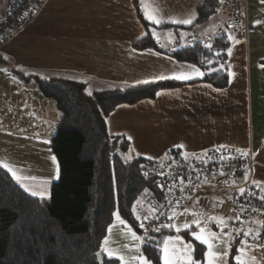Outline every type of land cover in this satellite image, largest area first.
Here are the masks:
<instances>
[{"label": "crops", "instance_id": "1", "mask_svg": "<svg viewBox=\"0 0 264 264\" xmlns=\"http://www.w3.org/2000/svg\"><path fill=\"white\" fill-rule=\"evenodd\" d=\"M15 1L0 0V16ZM204 1L137 0L144 20L150 25L146 29L137 17L132 0H43L34 17L0 46V77H8L12 84L16 81L11 86L18 89L24 104L28 105L26 98L30 95L35 97L39 106H43V102L48 99L41 96L34 80L26 83L14 71H19L24 78L63 77L83 81L88 93L107 91L117 86L146 84L137 82L151 80L160 74H170L177 67L172 63L175 60L166 52L186 48V44L191 46L209 38L213 42L216 36L223 37L224 17L216 10L205 22L196 23V9ZM146 14L163 21L196 19L191 25H157L146 19ZM246 20L248 32L245 39L239 43H229V47H232L230 57L225 51L223 64L234 73L231 82L228 77L225 89L219 90L199 83L202 78L188 81L156 80L186 85L159 91L162 94H156L151 100L116 107L106 119L108 134L124 138L135 156L142 159L150 157V160L160 162H166L172 153L190 158L221 145L246 150L247 156L255 163L251 181L264 180V5L260 0H247ZM254 21L261 23L254 26ZM148 33L157 46V51L152 52L160 53V56L149 54V49L138 51L133 48V44L144 39ZM181 33L184 35L181 36ZM192 39L197 42L191 43ZM33 88H36V96L31 95L34 93ZM8 95L4 101L6 104L10 101L11 92ZM11 106L19 108L14 102ZM1 113L2 109L0 126L11 125L8 117ZM8 133L15 134L9 130ZM174 145L184 147L178 149ZM209 187V183L199 185V194L205 193ZM145 196L147 194L138 198L137 204ZM229 196L224 192L219 198ZM194 202L187 207H195ZM192 219L190 214L178 215L174 222L181 225ZM111 225L113 228L110 233L107 230L108 243L104 246L113 251L112 260L121 264L115 257L129 255L124 245L136 244L141 248L142 243L132 240L127 231L129 225L121 226L115 218ZM251 226L255 227V224ZM212 227L213 231H219L215 226ZM193 229H196L195 225H190L188 230L182 229L181 232L189 233L187 238L181 236L186 243L192 242L194 249L195 244H198L204 250L205 246L191 237ZM169 233L166 236L179 235L174 229L169 230ZM260 241L264 244V238ZM195 254L196 249L193 253L196 259ZM251 255L261 262L264 260V249L249 253ZM197 260H202V257ZM230 264L233 262L230 261Z\"/></svg>", "mask_w": 264, "mask_h": 264}, {"label": "trees", "instance_id": "2", "mask_svg": "<svg viewBox=\"0 0 264 264\" xmlns=\"http://www.w3.org/2000/svg\"><path fill=\"white\" fill-rule=\"evenodd\" d=\"M132 2L139 21L148 29L150 25L144 20L137 0ZM215 10V0H205L196 9V23L208 20ZM225 40L223 36L212 42L213 51L222 50L219 57L200 43L166 54L176 62L194 65L205 72L199 83L222 90L228 86L227 72L208 74V71L219 69L224 63L230 45ZM133 48L157 51L149 33L135 42ZM209 60L213 61L210 65ZM13 73L26 83L34 80L41 96L53 101L60 113L51 141L59 176L46 201L26 193L0 167V264H119L108 259L101 248L116 211L139 236L145 237L141 244L144 255L153 264H161L159 247L163 237L170 233L145 236L139 228L136 209L133 212L134 203L145 194V189L149 190L146 194L159 193L157 180L143 173L147 159L135 156L124 138L108 134L106 119L120 105L151 100L159 91L186 84L160 81L89 94L83 81L63 77L24 78L19 71ZM177 154L172 153L169 159ZM188 233L183 231L179 235L187 238ZM236 247L231 256L236 254ZM195 249L196 259H201L202 246L195 244Z\"/></svg>", "mask_w": 264, "mask_h": 264}, {"label": "snow or ice", "instance_id": "3", "mask_svg": "<svg viewBox=\"0 0 264 264\" xmlns=\"http://www.w3.org/2000/svg\"><path fill=\"white\" fill-rule=\"evenodd\" d=\"M221 3H223V0H221ZM260 3L264 5V0H260ZM219 11V9H217ZM145 18L150 20L151 22L160 25L162 23H173V24H182V25H191L194 23V20L196 17L188 18V19H169L167 21H163L160 19H155L153 16L145 15ZM254 26L257 24H260L261 21H254ZM229 27H234V25H229ZM184 34L181 33V36ZM223 36L227 37L225 40V43H229L233 41L235 38L234 36L228 32L227 30L224 31L222 34ZM153 37L157 39V43H159L158 38L156 37L155 33H153ZM220 36H216L215 39H220ZM212 38H209L207 41H200L199 43L202 44V46L207 49L209 52H211L214 56H221V51H213V45H212ZM239 43V41H236ZM163 46V45H162ZM184 46H190V45H184ZM149 54H155L157 56H160V53H153L151 49L147 50ZM172 51H175V49H172ZM227 55L230 57L232 54V47H227L226 49ZM7 59V57H5ZM172 63L176 64V68L172 70L170 74H160L157 77L152 78L151 80H143L138 81L137 83H150V82H156V80L161 79H175L179 81H188L196 78H203L205 75V72L201 71L198 67L194 65H187V64H179V62L172 61ZM209 65L213 63V61L209 60L207 62ZM216 71H227V75L229 77V82H231V77L234 75V73L230 70V68L226 69L224 64L220 65V68H209L208 74H212ZM15 79V78H13ZM90 94V93H89ZM161 92H157V96L161 95ZM11 134V133H9ZM47 142V141H45ZM174 147L178 149H183V145H174ZM231 146L227 145H221L219 146L220 149H226ZM237 153H239L238 156H233L231 153H229L227 156L221 155L219 157V160L212 161L210 157L201 159L196 158L198 163L204 164L207 166L209 162L216 164L219 163L221 165L219 174L221 176L227 175V173L223 170L225 167H231L233 168V174L235 173L236 169L233 167V165L230 163L233 160H238L243 157H246L248 155L246 150L242 149H235ZM53 161L55 160V157L52 158ZM152 159V158H148ZM186 159V158H185ZM174 163V161H173ZM171 166V165H169ZM0 167H3L4 169L11 172L14 179H17L18 181L21 179V177L17 176V173L12 170V168L8 164H2ZM163 167V165H162ZM191 170L195 173H197V179H199L200 171L194 166L190 165ZM161 176H165L166 174L164 172L158 173ZM147 175V173H145ZM215 178V177H213ZM180 183L179 191L181 193H185V189L192 186V180L191 177H189L187 184H185L184 177L177 176L175 178ZM243 179L245 182H248L249 176L248 171L245 168L244 170V176ZM225 184L228 183V181H224ZM239 183L238 180H233L232 184ZM176 185L171 184L168 186V191H171L172 188H174ZM251 186H254L258 191L259 195H257L256 192L250 191L249 188L246 187H240L238 189L239 195L241 197H245L246 202L249 198H256L261 202H264V180H257L253 179L251 181ZM159 187L163 191L165 189V185L163 183L159 184ZM196 187H199V185H196ZM212 187H215V185H212ZM148 189H145V194L148 192ZM195 191V189H193ZM247 194V195H246ZM31 195L37 196L39 195L41 198H44L45 193L44 192H31ZM165 199H168L167 196H165ZM183 199L191 200V196H182L181 198H178L173 202L172 200L168 201V211L160 210L156 207V205H150V213L148 215H144L141 217L139 214L136 215L137 220H159L162 216H167V219L169 223H160L158 225H153L151 227V231L154 232H160L162 228H167L169 230L174 229L177 233H180L183 230H188L190 228V225H195L196 229L191 230L190 235L193 238L194 241L200 242V244L205 246V249L202 253V260H197L194 258V245L192 242H185L184 238L181 235L176 236H165L163 239L162 246L159 247V251L161 253L160 255V261L161 264H230V253L232 251V244L233 242L240 237L241 235L244 237V239H241L239 241V246L236 247L235 252L236 254L234 256H231V262L233 264H264V261L257 262V258L255 255L249 256V253H252L254 251H257L259 249H264V244H260L259 241L264 238V220H255V221H249L245 220L243 218V213L246 211L245 205H240L236 203V200L234 197L229 196L228 200L232 201L233 204H236V207L232 209V212L234 215L232 216H224L222 214H210L208 211H206L204 208H189V207H183L181 209V203ZM140 202V201H138ZM200 197L196 198V201L194 204H199ZM224 204L223 199H219L218 202L212 203V208L216 209ZM164 207V206H161ZM239 208V212L236 211V208ZM136 204L133 205V212H135ZM179 210V211H178ZM253 212L258 211V209L253 208ZM262 213H264V208L259 209ZM191 215L193 219L190 222H185L181 225H177L174 221L176 216L178 215ZM113 217L119 221V224L121 226H124L126 224L125 220H123L119 214L118 211L113 212ZM236 224L242 225V228H236L234 227ZM255 224V227H252L251 225ZM219 229V231H213V227ZM113 225H109L108 231L109 233L112 231ZM140 228L145 230V236H147L148 227L145 225V223H140ZM225 229H228V231H225ZM128 233H130L131 238L133 241H140L141 243L144 242L145 237H141L137 235L135 231L132 230L131 227L127 229ZM108 243V238L105 237L104 241L101 244L102 251H104L109 259L113 258V251L106 248L104 245ZM125 248L128 249L129 255H118L115 258L118 259L121 264H153L152 260L149 259L144 253L141 251V248L139 245L133 244V245H124ZM134 249V254H133Z\"/></svg>", "mask_w": 264, "mask_h": 264}, {"label": "built area", "instance_id": "4", "mask_svg": "<svg viewBox=\"0 0 264 264\" xmlns=\"http://www.w3.org/2000/svg\"><path fill=\"white\" fill-rule=\"evenodd\" d=\"M42 1L43 0H16L12 3L9 10L0 16V46L18 33L34 17ZM246 2L247 0H223V3H221V0H215L216 12L224 17L225 30L230 32L235 38L229 43L244 40L247 35L248 24L246 20ZM217 9H219V11H217ZM229 25H234V27H229ZM225 38L227 39V37ZM195 41L196 40L192 39L191 43H194ZM229 153L233 156L239 155V153H237L233 148L229 147L226 149H220L218 146L207 150L200 156L186 159L182 154L172 156L164 163H158L155 160L147 159L143 165V173H147L146 176L148 178H155L157 180L159 193L157 195L147 194V196H145L141 202L136 205V215L139 214L141 217L148 215L151 211L150 205H156L158 209L167 212L169 200L175 202L176 199L181 198L182 196H191V200H182L180 210H182L183 207H187L192 201H196L197 197H200L199 204H195L197 209L204 208L210 214L232 216L234 215L232 209L236 207V204H233V202L229 201L226 197L219 198L220 194L225 192L234 197L237 204L245 205L246 211L243 213V218L245 220H264V213L259 211V209L264 208V202H261L256 198H249L246 202L245 197H241L238 192L240 187H246L249 188L250 191L256 192L257 195H259V192L251 186V172L255 163L250 156L231 161L230 163L236 171L233 174V168L225 167L223 169L227 173L225 176H221L219 174L221 168L219 163L213 164L209 162V164L205 166L204 164L198 163L196 159H205L210 157L212 161H217L221 155L227 156ZM190 165H194L200 171L199 179H197V173L191 170ZM245 168L248 171V182H245L243 179ZM161 171L166 175H159L158 173ZM177 176L184 177L185 184H187L189 177H191L192 186L186 188L185 193H181L179 191L180 183L175 179ZM233 180H238L239 183L232 184ZM224 181H228V183L225 184ZM161 183L165 185V189L163 191L159 187V184ZM205 183L210 184L209 189L205 190V193L203 191L202 194H199L196 185H202ZM171 184H175L176 186L172 188L171 191H168V186ZM212 185H215V187H212ZM193 189H195V191H193ZM165 196H167L168 199H165ZM219 199H223L224 204L216 209H213L212 203L218 202ZM253 208L258 209V211L253 212ZM236 211L239 212L238 207L236 208ZM137 221L139 228L140 223H145L148 227L147 233L159 234L169 232V229L167 228H162L160 232H154L151 231L150 227L160 223H169L167 216H162L159 220L145 221L141 219ZM241 226L242 225L240 224H236L234 227L241 228ZM141 230L145 232L144 229ZM239 238L240 237L233 242L232 249L234 246H239ZM241 239H244V237L242 236ZM259 243L261 244V241H259Z\"/></svg>", "mask_w": 264, "mask_h": 264}, {"label": "rangeland", "instance_id": "5", "mask_svg": "<svg viewBox=\"0 0 264 264\" xmlns=\"http://www.w3.org/2000/svg\"><path fill=\"white\" fill-rule=\"evenodd\" d=\"M1 67L2 61L0 71ZM13 84H16V81ZM13 84L8 77H0L1 115L8 117V122L11 123L8 126H0V165L8 164L17 176L21 177L18 181L5 169L26 193L31 195L33 191L37 193L42 191L45 193L44 198L39 195L35 197L49 201L51 186L56 183L59 176L56 160L52 159L54 156L51 152V141L61 116L55 109L53 101L46 100L43 106H39L35 97L27 95L28 105L24 104L18 89L11 86ZM35 90L36 88H33L34 93L31 95L36 96ZM9 92L11 97L6 104L4 101L8 99ZM12 102L18 104L19 108H13ZM8 130L15 134L9 135ZM4 132L7 134L4 135Z\"/></svg>", "mask_w": 264, "mask_h": 264}, {"label": "water", "instance_id": "6", "mask_svg": "<svg viewBox=\"0 0 264 264\" xmlns=\"http://www.w3.org/2000/svg\"><path fill=\"white\" fill-rule=\"evenodd\" d=\"M116 155L120 156L119 152H117V154H116ZM98 257H99V254H98Z\"/></svg>", "mask_w": 264, "mask_h": 264}]
</instances>
